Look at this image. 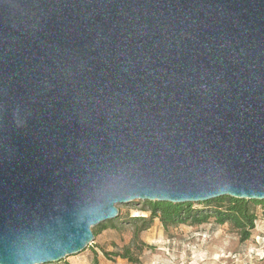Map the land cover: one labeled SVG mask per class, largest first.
<instances>
[{"label":"water","instance_id":"95a60500","mask_svg":"<svg viewBox=\"0 0 264 264\" xmlns=\"http://www.w3.org/2000/svg\"><path fill=\"white\" fill-rule=\"evenodd\" d=\"M222 197L264 201V0H0V264Z\"/></svg>","mask_w":264,"mask_h":264},{"label":"rangeland","instance_id":"374dc122","mask_svg":"<svg viewBox=\"0 0 264 264\" xmlns=\"http://www.w3.org/2000/svg\"><path fill=\"white\" fill-rule=\"evenodd\" d=\"M264 203V201H262ZM145 201L119 204L120 217L96 227L101 232L92 244L80 254L67 257L60 263L93 264H264V205L257 208L258 219L252 236L242 242L230 224L218 225L213 220L200 226L181 225L165 229L154 220L153 226L138 233L141 223L133 217H147ZM204 206L195 204V208ZM94 229V230H95ZM130 250L139 263L117 257ZM57 264V263H53Z\"/></svg>","mask_w":264,"mask_h":264},{"label":"trees","instance_id":"16d2710c","mask_svg":"<svg viewBox=\"0 0 264 264\" xmlns=\"http://www.w3.org/2000/svg\"><path fill=\"white\" fill-rule=\"evenodd\" d=\"M198 205L204 206L201 209L195 208V204H171L163 202H146L142 211L149 213L147 217H133L131 222L134 224L141 223V227L135 232V238L138 239V233L149 230L158 219L165 229L178 227L181 225L200 226L213 220L218 225L230 224L238 233L242 242L248 241L255 229L258 219L257 208L264 203L253 200H240L231 197H222ZM120 217V211L119 216ZM93 228L96 237L97 232ZM129 260L131 263H139V260L132 258L130 250H125L123 254H114ZM61 264V263H57ZM69 264V263H65ZM93 264H99L94 259Z\"/></svg>","mask_w":264,"mask_h":264}]
</instances>
